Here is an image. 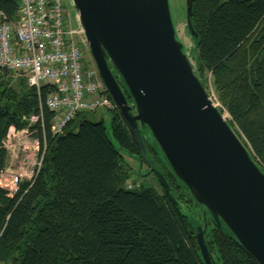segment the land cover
<instances>
[{
    "label": "trees",
    "instance_id": "16d2710c",
    "mask_svg": "<svg viewBox=\"0 0 264 264\" xmlns=\"http://www.w3.org/2000/svg\"><path fill=\"white\" fill-rule=\"evenodd\" d=\"M0 8L15 13L11 0H0ZM192 21L196 70L220 83L223 105L264 171V0H194ZM12 77L0 67V176L9 129H24V117L41 116L29 135L45 151L38 175L18 193L0 186V263L204 264L195 227L179 207L192 197L152 146L146 144L148 154L178 205L162 187L126 188L131 169L124 155L140 149L117 107L109 110V131L103 120L78 112L55 135L54 112L45 105L53 87L38 92L19 78L16 90ZM208 221L214 264V250L220 264H257L225 227Z\"/></svg>",
    "mask_w": 264,
    "mask_h": 264
},
{
    "label": "water",
    "instance_id": "95a60500",
    "mask_svg": "<svg viewBox=\"0 0 264 264\" xmlns=\"http://www.w3.org/2000/svg\"><path fill=\"white\" fill-rule=\"evenodd\" d=\"M67 1L98 73L140 149V155H128L137 161L138 175H146L141 172L146 163L147 174H154L178 205L147 144L204 208L205 224L195 228L204 264H214L205 238L207 214L257 264H264V171L195 70L194 0H185L192 57L178 36L170 0Z\"/></svg>",
    "mask_w": 264,
    "mask_h": 264
},
{
    "label": "built area",
    "instance_id": "2783aa9c",
    "mask_svg": "<svg viewBox=\"0 0 264 264\" xmlns=\"http://www.w3.org/2000/svg\"><path fill=\"white\" fill-rule=\"evenodd\" d=\"M11 1L15 3L12 17L0 8V67L15 78H23L38 92L42 85L53 87L45 100V105L54 112L52 134L63 133L78 112L116 108L91 57L86 56L84 36L67 16L66 0ZM32 117L35 124L41 116ZM24 131L15 132L33 142L34 152L27 158L28 144L21 142L24 164L9 173L7 182L1 174L0 186L9 195L18 193L23 182H31L38 175L43 160L45 150L41 151L39 140L30 137L29 130L28 134ZM8 170L6 167L3 172ZM126 188L135 187L127 181Z\"/></svg>",
    "mask_w": 264,
    "mask_h": 264
},
{
    "label": "rangeland",
    "instance_id": "374dc122",
    "mask_svg": "<svg viewBox=\"0 0 264 264\" xmlns=\"http://www.w3.org/2000/svg\"><path fill=\"white\" fill-rule=\"evenodd\" d=\"M170 9H171V14H172V19H173L174 25H177L176 27L178 29V36L183 41L187 52H189L190 57H192L193 40L190 38V35L188 34L187 27H186L185 0H170ZM66 11H67V16L73 22V24L76 26V24L74 22L73 12L71 10V6L67 0H66ZM194 54H195V51H194ZM86 56L88 59L90 58L89 51L86 54ZM195 70H196V68H195ZM196 72L202 80V77L200 76L199 72L197 70H196ZM203 79L204 80H202V82L204 81L203 83L207 89V92L212 96L217 107L220 109V111L223 113L225 118L229 121V123L232 126V128L234 129V131L237 133V135L240 137V139L244 142V144L247 145L246 147L248 148L249 144L246 142L242 133L240 132L239 125L237 124V122L234 121V119L229 114L228 110L223 105V102L221 100L220 90H219L220 83H217L215 77L213 76V74L211 72H206ZM9 85L12 86L13 88H15L16 90H18L20 88L19 86H21V85H18V81L15 77H12V81H10ZM33 119L34 118L32 116L23 118V120L27 123V126L24 127V129H22V130H25L24 133L28 134L29 127L34 125ZM88 119H90L92 121L103 120L108 131L110 130V128H109V126H110V113L108 110L99 109L95 113H89ZM15 131H16L15 126L14 125L11 126L9 129L8 135H7V139L5 141V147L8 151L7 166L6 167L9 169L8 170L9 172L8 173L3 172L2 175H4V176L2 179L6 182L9 180V173L17 171L19 169L20 163L24 164V162H23L24 156L20 153L21 142H26L28 144L27 154H25L27 156V158L30 157L31 155H33V152H34L33 146H32L33 142L31 140H29L28 137L21 138L23 136L20 137L18 132L16 133ZM16 135L18 136V138L16 137ZM250 153H252V152L250 151ZM158 155L163 159V155L159 149H158ZM252 156L256 160V162L259 164V166L262 168L263 166L260 163V161L253 154H252ZM124 158H125V161L127 162V164L129 165V168L131 169V173H130L131 175L129 176L127 181L132 182L133 187L138 188L141 186H145V187H153L157 190L161 189V186H160L157 178L152 173L147 174L148 166L146 164H144L142 166V169H141V172L143 174H146V175L141 176V175H138V173H137V168H138L137 161L134 160L133 158L127 156V155H124ZM162 163L167 167L168 170H170L169 167L163 161H162ZM193 201L194 200L192 199L188 204H184L183 202H181L180 203V209L186 215V217L188 219H190L189 221H191L193 223V226L195 228L199 226L198 224H201L202 226H204V224H205L204 223L205 222V220H204L205 210L203 207L197 205ZM206 218H209V214L206 215ZM206 225H207L206 237H207V240L211 241L210 229L212 227V223L210 221H208V224H206ZM213 252H214V256H215L217 263L220 264L218 261V258H217V253L215 252V250ZM0 264H12V261L1 262Z\"/></svg>",
    "mask_w": 264,
    "mask_h": 264
}]
</instances>
